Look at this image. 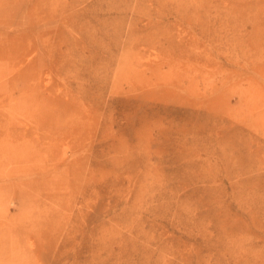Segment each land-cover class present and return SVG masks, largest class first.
<instances>
[{
  "label": "rangeland",
  "instance_id": "374dc122",
  "mask_svg": "<svg viewBox=\"0 0 264 264\" xmlns=\"http://www.w3.org/2000/svg\"><path fill=\"white\" fill-rule=\"evenodd\" d=\"M0 264H264V0H0Z\"/></svg>",
  "mask_w": 264,
  "mask_h": 264
}]
</instances>
